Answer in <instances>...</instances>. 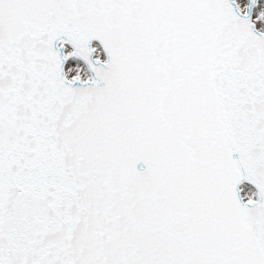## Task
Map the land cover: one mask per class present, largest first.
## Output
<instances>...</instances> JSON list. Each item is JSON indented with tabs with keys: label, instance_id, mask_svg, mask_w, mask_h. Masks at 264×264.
<instances>
[{
	"label": "snow or ice",
	"instance_id": "obj_1",
	"mask_svg": "<svg viewBox=\"0 0 264 264\" xmlns=\"http://www.w3.org/2000/svg\"><path fill=\"white\" fill-rule=\"evenodd\" d=\"M0 264H264V0H0Z\"/></svg>",
	"mask_w": 264,
	"mask_h": 264
}]
</instances>
